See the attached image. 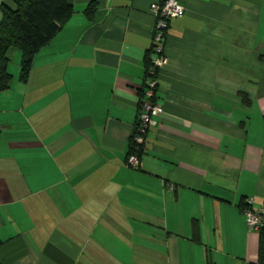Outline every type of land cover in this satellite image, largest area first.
<instances>
[{"label":"crops","instance_id":"obj_1","mask_svg":"<svg viewBox=\"0 0 264 264\" xmlns=\"http://www.w3.org/2000/svg\"><path fill=\"white\" fill-rule=\"evenodd\" d=\"M69 1L0 92V264H256L242 203L264 207V0H178L138 169L160 0Z\"/></svg>","mask_w":264,"mask_h":264},{"label":"trees","instance_id":"obj_2","mask_svg":"<svg viewBox=\"0 0 264 264\" xmlns=\"http://www.w3.org/2000/svg\"><path fill=\"white\" fill-rule=\"evenodd\" d=\"M12 1V6L7 4H2L1 6L0 92L8 89L12 82V75L8 71L10 52L13 50L20 52L19 79L20 81L25 82L29 77L36 52L49 43L73 11L72 4L69 0ZM92 11L93 5L89 4L86 13L91 14ZM151 52H153L152 49L147 53L146 69L150 62ZM155 91L156 88L151 97L152 102H155ZM139 94L140 99L138 107H140L143 98L144 86ZM241 96L242 99L247 102V94L241 92ZM136 124L137 121L134 126V131L136 129ZM133 133L130 138V149L127 155V160L128 156L132 153H135L137 157L141 159L144 152L145 142L137 144L133 140ZM246 205V201H244L242 207L245 208ZM258 232L259 246L256 264H264V226H262Z\"/></svg>","mask_w":264,"mask_h":264},{"label":"built area","instance_id":"obj_3","mask_svg":"<svg viewBox=\"0 0 264 264\" xmlns=\"http://www.w3.org/2000/svg\"><path fill=\"white\" fill-rule=\"evenodd\" d=\"M151 12L155 18V25L152 32V51L149 65L146 69L144 94L138 111L136 129L133 133V140L137 143L145 142V135L151 126L156 125L155 116L161 113V107L152 102L151 97L158 85L159 69L166 63L167 57L164 53V42L166 30L170 19L181 15L184 7L178 0H160L152 4ZM127 165L133 169L141 166V159L135 153L128 156ZM170 188L172 184L168 185ZM250 200L246 201L243 208L245 222L250 230H259L264 226V207L253 209L250 207Z\"/></svg>","mask_w":264,"mask_h":264},{"label":"rangeland","instance_id":"obj_4","mask_svg":"<svg viewBox=\"0 0 264 264\" xmlns=\"http://www.w3.org/2000/svg\"><path fill=\"white\" fill-rule=\"evenodd\" d=\"M13 52H14V51H11V52H10V62H11V64L9 65V66H10V71H11V72H9L10 74H12L13 71H16V69L18 68L17 65H16L17 62L15 61V63H13V60H12V56H13V54H14ZM19 71H20V70H19Z\"/></svg>","mask_w":264,"mask_h":264}]
</instances>
